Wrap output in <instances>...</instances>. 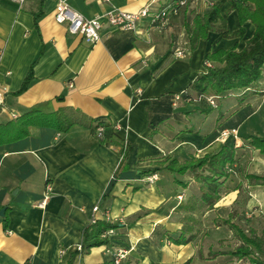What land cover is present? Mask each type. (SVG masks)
<instances>
[{
    "label": "crops",
    "instance_id": "crops-1",
    "mask_svg": "<svg viewBox=\"0 0 264 264\" xmlns=\"http://www.w3.org/2000/svg\"><path fill=\"white\" fill-rule=\"evenodd\" d=\"M169 1L155 0L152 10ZM66 3L92 19L112 7L138 11L151 0ZM54 10V0L22 5L0 0V86L8 89L0 125L34 110L48 114L68 108L80 118L67 133L30 128L26 138L0 146V264H68L71 259V264H112L108 251L116 248L129 251L121 264H251L228 254L243 245L241 232L264 233V186L247 180L264 178V154L249 144L264 139V68L245 96L226 93L217 109L182 99L174 106L173 99L185 93L195 98L192 84L205 73L206 56L243 50L253 36L252 24H243L242 38L231 37L240 25L225 3L220 16L228 37L209 32L189 51L185 24L208 11L203 3H191L164 30L149 18L132 32L104 25L98 43L90 46L56 24ZM30 69L33 81L19 93ZM102 117L128 144L126 169L117 176L118 142L103 144L87 128L89 120ZM222 149L233 153V164L225 168L219 199L211 207L201 198L208 172L195 176L165 168ZM151 176L156 180L149 183ZM46 184L49 201L39 209ZM95 206L107 209L115 226L109 245L71 258ZM243 224L250 229L243 230ZM223 226L234 246L226 253L221 251L226 243L212 241L217 234L206 237L205 231Z\"/></svg>",
    "mask_w": 264,
    "mask_h": 264
},
{
    "label": "trees",
    "instance_id": "trees-1",
    "mask_svg": "<svg viewBox=\"0 0 264 264\" xmlns=\"http://www.w3.org/2000/svg\"><path fill=\"white\" fill-rule=\"evenodd\" d=\"M170 1L168 4L171 3ZM191 3V0L187 1L185 7L178 9L177 15ZM195 3L205 4L208 11L204 14H194L192 21L185 24L186 43H188L189 51H193L197 42L204 40L209 32L219 33L224 39L228 37L226 23L220 16L221 8L225 3H229L230 10L236 12L240 25L231 37L242 38L244 35L242 26L246 22L251 23L254 27L253 36L246 42L243 50L237 51L233 47L228 50H218L206 56V61L210 63V67L205 68V73L198 75V78L192 84V90L197 94L195 98L198 95L207 97L208 95L205 93L211 92L215 96L217 104V101L226 93H240L245 96L260 78L264 68V0H197ZM38 18L39 15L34 17L35 24ZM153 24L158 28L157 22ZM32 81V70L30 69L18 92L25 91ZM195 98L185 93L180 97V100L193 101ZM79 123V115L68 108H61L48 114L36 110L30 111L7 124L0 125V146L26 138L30 128H50L59 134H64ZM87 128L95 136L96 130L102 128L103 132L99 140L103 144L110 145L113 141L118 142L120 162L116 171L117 176L120 171L126 169L125 161L128 144L117 139L111 126L103 117L89 120ZM249 144L257 151L259 150L261 154H264V139L252 138ZM233 158L234 155L231 151L222 149L214 156L199 160L194 159L182 165L173 161L165 168L173 173H190L195 176L199 171L208 172L209 174L203 177L202 183L206 191L201 198L206 206L211 207L219 199L221 185L219 181L226 176L225 168L233 164ZM247 180L254 182L256 185L264 186V178L251 176ZM114 227V225L104 220H98L94 224H89L83 228L80 251L73 253L71 258L78 254H85L92 248L109 245V240L103 235L107 230H114ZM240 238L243 245L228 255L242 259L246 258L252 262L251 264H264V233L257 237L252 233L244 235L241 232ZM71 260L68 261V264L72 263Z\"/></svg>",
    "mask_w": 264,
    "mask_h": 264
},
{
    "label": "built area",
    "instance_id": "built-area-1",
    "mask_svg": "<svg viewBox=\"0 0 264 264\" xmlns=\"http://www.w3.org/2000/svg\"><path fill=\"white\" fill-rule=\"evenodd\" d=\"M55 1V10H54V21L58 25H64L66 27V31L71 35L80 36L83 40L90 46H94L100 40V32L104 25L112 27V29L123 30V31H135L139 22L143 19H151L152 24L157 22L158 29L164 30L170 21V17L177 15L178 9L186 6L187 1L189 0H177L170 1L171 3L164 5L160 10H152V4L155 0H151V3L144 6L142 9L134 12L122 11L117 8H111L110 10L104 12L102 15L97 16L92 19H87L82 15L72 11L66 0H54ZM103 2H109L110 0H101ZM18 5H22L25 0H13ZM192 3L197 2V0H191ZM172 5L174 6L172 8ZM182 51L176 52V57H182ZM2 59V52L0 51V64ZM210 67V63L208 61L204 62V68ZM8 89L6 87L0 86V106L3 104L4 98L6 97ZM140 93V91H136ZM182 95H177L174 97V106L177 101L180 100ZM194 102L204 101L207 105L212 109H217L216 98L215 96H203L198 95L197 98L193 100ZM116 128V127H115ZM103 129L98 128L96 130V136L101 138ZM228 134L223 132L221 137L226 138ZM156 180V176H151L147 179L149 183H152ZM50 194V185L46 184L45 193L42 197V200L36 204L37 208L44 209L49 201ZM180 199V197L178 198ZM92 219L90 220V224H94L99 220L100 217L107 223L111 222L110 214L107 209H100L95 206L92 208ZM249 216V215H247ZM113 234V230H107V232L103 235L109 240V237ZM80 251V248H78ZM60 253H63L61 251ZM108 256H110L112 264H121L123 260L129 254V251L122 248H116L108 251Z\"/></svg>",
    "mask_w": 264,
    "mask_h": 264
},
{
    "label": "rangeland",
    "instance_id": "rangeland-1",
    "mask_svg": "<svg viewBox=\"0 0 264 264\" xmlns=\"http://www.w3.org/2000/svg\"><path fill=\"white\" fill-rule=\"evenodd\" d=\"M243 214V213H242ZM260 214H262V213H260ZM210 216L212 215V214H209ZM250 215V214H249ZM209 216V217H210ZM263 216V215H262ZM264 217V216H263ZM264 219V218H263ZM220 220H218V222H219ZM264 221V220H263ZM262 220L260 221L261 223H264ZM242 229L243 230H249L250 228L247 226V225H244L243 224V226H242ZM214 228L213 227H211V228H206L205 229V231L207 232L206 233V237H209V235H211L212 234V231H213V233H215V234H217V236L216 237H211L212 238V241H218L217 239H219L220 238V241H221V243H226V244H222V252L223 253H226L227 251H231V250H234V246H233V244L230 242V240L227 238V235H228V229L226 228V227H224L223 226V228H222V231H218V232H214ZM225 235V236H224ZM212 236V235H211ZM227 238V239H226ZM211 241V242H212ZM208 243L209 242H206L205 244H206V246L208 245ZM215 243V242H214Z\"/></svg>",
    "mask_w": 264,
    "mask_h": 264
},
{
    "label": "water",
    "instance_id": "water-1",
    "mask_svg": "<svg viewBox=\"0 0 264 264\" xmlns=\"http://www.w3.org/2000/svg\"><path fill=\"white\" fill-rule=\"evenodd\" d=\"M3 212H4V210H2V211H1L0 215H2V214H3Z\"/></svg>",
    "mask_w": 264,
    "mask_h": 264
}]
</instances>
